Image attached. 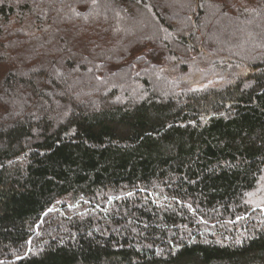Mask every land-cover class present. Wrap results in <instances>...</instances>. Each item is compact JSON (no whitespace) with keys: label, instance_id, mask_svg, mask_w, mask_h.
Here are the masks:
<instances>
[{"label":"trees","instance_id":"16d2710c","mask_svg":"<svg viewBox=\"0 0 264 264\" xmlns=\"http://www.w3.org/2000/svg\"><path fill=\"white\" fill-rule=\"evenodd\" d=\"M262 186L264 0H0V264H264Z\"/></svg>","mask_w":264,"mask_h":264},{"label":"rangeland","instance_id":"374dc122","mask_svg":"<svg viewBox=\"0 0 264 264\" xmlns=\"http://www.w3.org/2000/svg\"><path fill=\"white\" fill-rule=\"evenodd\" d=\"M98 11H101V10H98ZM102 13V12H101ZM136 17L135 19H138L140 17V14L138 12L135 13ZM143 36H146L148 35L147 32L145 33H142ZM143 51L141 50H135L132 54L133 56L131 58H135L137 56H140L142 54ZM262 198V199H261ZM264 186H262L258 192L254 193V196H253V200L254 199H257L255 201L252 202V205H259L261 203H264ZM261 199V200H260Z\"/></svg>","mask_w":264,"mask_h":264}]
</instances>
